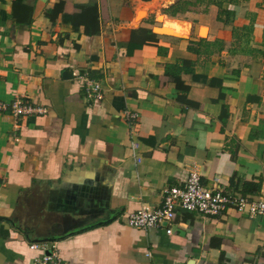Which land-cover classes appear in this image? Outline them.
Instances as JSON below:
<instances>
[{"label":"crops","instance_id":"crops-1","mask_svg":"<svg viewBox=\"0 0 264 264\" xmlns=\"http://www.w3.org/2000/svg\"><path fill=\"white\" fill-rule=\"evenodd\" d=\"M21 1L0 0V101L46 112L0 110V264H34L43 242L69 264H264V213L178 209L172 233L127 222L193 169L264 198V0L226 3L229 23L215 4L171 17L158 14L176 0ZM62 1L98 4L101 30L51 20ZM157 18L174 35L150 37Z\"/></svg>","mask_w":264,"mask_h":264},{"label":"built area","instance_id":"built-area-1","mask_svg":"<svg viewBox=\"0 0 264 264\" xmlns=\"http://www.w3.org/2000/svg\"><path fill=\"white\" fill-rule=\"evenodd\" d=\"M81 77L85 81L87 97L99 99L103 97L101 85L96 79L91 78L88 73L81 74ZM8 109L16 118L46 112L45 107L24 98H16L10 106L0 101V110ZM124 116L130 125L136 124L138 118L136 112L126 110ZM201 176L198 169L191 170L183 185L171 186L165 190L163 203L160 206L153 208L143 205L141 209L128 216V224L144 230L163 225L166 226L167 233H172V223L175 221L178 209L199 212L211 217L219 216L231 208L250 215L264 213V198L257 199L240 193L232 194L220 188H207L203 185ZM31 247L41 251V254L34 259V264H69L60 255L55 243H32Z\"/></svg>","mask_w":264,"mask_h":264},{"label":"trees","instance_id":"trees-1","mask_svg":"<svg viewBox=\"0 0 264 264\" xmlns=\"http://www.w3.org/2000/svg\"><path fill=\"white\" fill-rule=\"evenodd\" d=\"M15 5L23 4L21 0H15ZM238 0H176L174 3L165 7L163 13L171 17H176L179 14L186 13L189 11L207 12L212 4L219 6L220 20L229 23L232 21L234 11L229 7H225V4H235ZM81 12L75 14H68L64 12V2H59L52 9L47 10V15L51 20H56L60 13H63V21L72 25L73 30H79L80 26H85V32L87 34H96L101 30V16L99 12V5L95 4L92 6L81 5ZM150 37L157 40L158 34L154 33L152 29H144ZM201 41H204L202 39ZM191 50L194 48L191 46ZM185 63L190 64L189 60H184ZM177 65L167 66V71L172 72L175 76L179 77L182 69L175 70ZM244 194H247L244 192Z\"/></svg>","mask_w":264,"mask_h":264},{"label":"water","instance_id":"water-1","mask_svg":"<svg viewBox=\"0 0 264 264\" xmlns=\"http://www.w3.org/2000/svg\"><path fill=\"white\" fill-rule=\"evenodd\" d=\"M153 31H154L155 33H158V34L174 35V34L168 32L166 29H164L163 27H161V26H159V25L154 26V27H153ZM166 32H167V33H166ZM64 75H65V76H67V75H70V76H71L72 73L68 71V72H65ZM47 252L49 253L50 251H47Z\"/></svg>","mask_w":264,"mask_h":264},{"label":"rangeland","instance_id":"rangeland-1","mask_svg":"<svg viewBox=\"0 0 264 264\" xmlns=\"http://www.w3.org/2000/svg\"><path fill=\"white\" fill-rule=\"evenodd\" d=\"M160 15H164L162 11L158 14V16H160ZM185 18H187V16H185V15H180L179 17H177V19H179V20H182ZM156 23H157L156 25H159V26L162 25V22L160 20H158V18H157Z\"/></svg>","mask_w":264,"mask_h":264}]
</instances>
